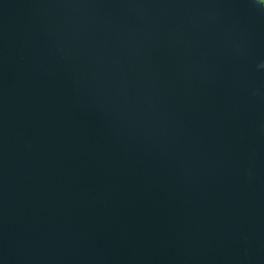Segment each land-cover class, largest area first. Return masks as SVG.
Wrapping results in <instances>:
<instances>
[{"label": "water", "instance_id": "obj_1", "mask_svg": "<svg viewBox=\"0 0 264 264\" xmlns=\"http://www.w3.org/2000/svg\"><path fill=\"white\" fill-rule=\"evenodd\" d=\"M0 264H264V3L0 0Z\"/></svg>", "mask_w": 264, "mask_h": 264}, {"label": "trees", "instance_id": "obj_2", "mask_svg": "<svg viewBox=\"0 0 264 264\" xmlns=\"http://www.w3.org/2000/svg\"><path fill=\"white\" fill-rule=\"evenodd\" d=\"M264 3V0H261Z\"/></svg>", "mask_w": 264, "mask_h": 264}, {"label": "rangeland", "instance_id": "obj_3", "mask_svg": "<svg viewBox=\"0 0 264 264\" xmlns=\"http://www.w3.org/2000/svg\"><path fill=\"white\" fill-rule=\"evenodd\" d=\"M261 1V0H260Z\"/></svg>", "mask_w": 264, "mask_h": 264}]
</instances>
